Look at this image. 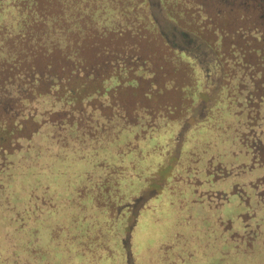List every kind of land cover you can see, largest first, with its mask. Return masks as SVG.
<instances>
[{
    "label": "rangeland",
    "instance_id": "1",
    "mask_svg": "<svg viewBox=\"0 0 264 264\" xmlns=\"http://www.w3.org/2000/svg\"><path fill=\"white\" fill-rule=\"evenodd\" d=\"M196 1L0 0L4 58L43 83L0 125V264H264V164L240 140L248 115L264 141V41ZM34 8L55 13L44 54L14 39L21 20L41 36ZM112 114L151 132L94 144Z\"/></svg>",
    "mask_w": 264,
    "mask_h": 264
},
{
    "label": "trees",
    "instance_id": "2",
    "mask_svg": "<svg viewBox=\"0 0 264 264\" xmlns=\"http://www.w3.org/2000/svg\"><path fill=\"white\" fill-rule=\"evenodd\" d=\"M87 1L88 0H83V2ZM88 4V10L90 11V13H95L94 9L98 12V16L92 15V18L96 16V18L101 19L106 13L98 11V7H100V4L97 5V7L94 9V5L92 3ZM103 5H105V3ZM107 5H109V7H101V9L103 11H105L106 9H109L112 12L116 11V9L111 8V4ZM194 7L196 10L195 12L198 16H200L198 17V20L202 23L204 22V25L206 26H213L214 28L218 29L220 25H218L217 22L219 21V19L224 20V26L226 27V29L223 35L234 33L241 37L244 34L250 36H261L264 41V0H197L194 4ZM65 10L66 9H64L63 12H65ZM50 12L46 13L36 8L33 9L32 14H34V19H32V22L35 26L40 25L43 28L41 36L38 34H32L31 31L33 27L28 28L23 20L18 23L19 30L16 32V36H14V39H16L19 45L31 42L30 46L34 48L33 50L39 51V49L41 48L40 51L42 54H44V52L47 53L46 50L52 46V41L55 40V34L52 33V28L55 22L52 16L55 13L51 12V16ZM108 17L109 15L105 20L106 22L103 23L106 27L102 25V28H107V24L114 23V21L108 22L110 18ZM68 28H70V25H68ZM63 29L64 28H60V33H62ZM109 29H113L112 31L116 30L115 27H110ZM7 34H9V32ZM176 35H179L178 39L172 38L170 40V43L175 45L178 41H181L182 44L184 43V40H186V43H184L181 47L184 48V50L189 51V47H192L194 40H196L195 37L191 36L188 39V36L184 33H175L174 36ZM230 45L237 44H235V42H230ZM193 47L196 48L197 45ZM238 47L242 49L240 45H238ZM8 50L9 45L5 43L3 38L0 39V125H3L5 121L10 119H14V122H16L15 118L26 117L27 114L24 113V108L27 104L33 101L32 93L30 94V91L36 90L37 85L39 86L40 84H43L41 83L42 77L40 76V72L36 71L33 66L24 68L22 64H20L22 62L21 60H25V57L4 58V54L6 52L8 53ZM194 58L197 59L195 55ZM235 102L237 103V100ZM259 104L262 103L260 102ZM261 107L262 110H264V104ZM237 108H240L238 104ZM116 115L112 114L106 116L104 121L105 123L108 122L107 125H109L110 128L103 132H101L100 130L101 133L98 136L94 135L91 140L94 144H96L97 142L104 143L109 139L115 138L117 134L119 136L122 131H125L126 135L132 133L133 136L137 133H143L144 136V134L151 132L149 131L151 128L147 130L148 132H138V130H135V132H133V128H140V122L127 124V127L129 129H125L124 121L120 120V116L118 118ZM260 118H264V114L260 115ZM245 120L246 121H244L240 136L241 144L243 148L248 150V152L250 153L251 164L254 162H256L257 164H264V141L261 140V138L258 136V133L255 134V132L252 130V124H249V122L251 121V117L247 115ZM58 142L66 143L65 141H62V139L58 140ZM69 142L73 143V140H67V144ZM130 146L133 147L134 145ZM239 169H244V166L240 167ZM220 174H222V172ZM226 174L227 173L225 171V175ZM252 186L257 193L258 199L262 203H264V175L257 178L252 183ZM234 190L238 191L243 197L244 193L240 188L235 187ZM217 192L219 191H216L214 195H211L212 198H215L216 202H221L226 198L224 193H220L219 198L217 199ZM209 194H213V192H210ZM222 194L223 196H221Z\"/></svg>",
    "mask_w": 264,
    "mask_h": 264
}]
</instances>
